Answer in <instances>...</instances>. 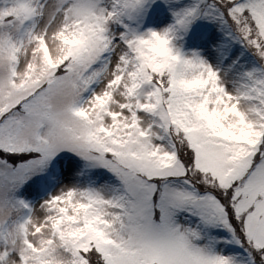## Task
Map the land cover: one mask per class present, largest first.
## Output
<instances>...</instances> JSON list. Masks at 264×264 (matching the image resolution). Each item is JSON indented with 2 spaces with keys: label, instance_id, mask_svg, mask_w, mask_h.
<instances>
[{
  "label": "snow or ice",
  "instance_id": "snow-or-ice-1",
  "mask_svg": "<svg viewBox=\"0 0 264 264\" xmlns=\"http://www.w3.org/2000/svg\"><path fill=\"white\" fill-rule=\"evenodd\" d=\"M0 264H264V0H0Z\"/></svg>",
  "mask_w": 264,
  "mask_h": 264
}]
</instances>
